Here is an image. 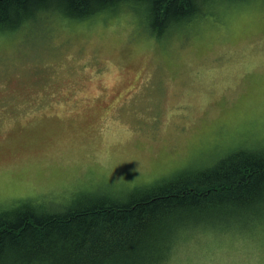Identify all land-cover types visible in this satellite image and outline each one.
<instances>
[{
    "label": "rangeland",
    "instance_id": "1",
    "mask_svg": "<svg viewBox=\"0 0 264 264\" xmlns=\"http://www.w3.org/2000/svg\"><path fill=\"white\" fill-rule=\"evenodd\" d=\"M138 11L0 31L1 212L126 201L264 149V0H214L161 36ZM167 264H264V221L201 228Z\"/></svg>",
    "mask_w": 264,
    "mask_h": 264
},
{
    "label": "trees",
    "instance_id": "2",
    "mask_svg": "<svg viewBox=\"0 0 264 264\" xmlns=\"http://www.w3.org/2000/svg\"><path fill=\"white\" fill-rule=\"evenodd\" d=\"M213 1L0 0V31L49 12L85 20L130 7L161 36ZM143 190L126 201L83 193L84 203L61 210L0 211V264H167L176 242L201 228L253 227L264 221V149L231 152L215 166Z\"/></svg>",
    "mask_w": 264,
    "mask_h": 264
}]
</instances>
